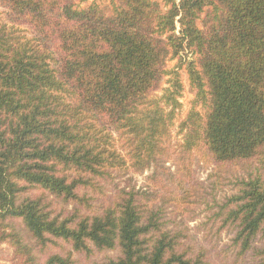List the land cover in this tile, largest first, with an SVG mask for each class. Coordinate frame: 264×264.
I'll return each instance as SVG.
<instances>
[{
  "label": "trees",
  "instance_id": "obj_1",
  "mask_svg": "<svg viewBox=\"0 0 264 264\" xmlns=\"http://www.w3.org/2000/svg\"><path fill=\"white\" fill-rule=\"evenodd\" d=\"M0 9L9 264H264V0Z\"/></svg>",
  "mask_w": 264,
  "mask_h": 264
},
{
  "label": "rangeland",
  "instance_id": "obj_2",
  "mask_svg": "<svg viewBox=\"0 0 264 264\" xmlns=\"http://www.w3.org/2000/svg\"><path fill=\"white\" fill-rule=\"evenodd\" d=\"M0 14H2V10L1 9H0ZM1 17H3V16L1 15ZM172 65H173V63H169L168 64L169 67H171ZM182 81L184 83L185 90H184L183 98L181 100V102L183 104V107H184L181 119L184 117L185 113L187 112V110L189 108L190 101L192 99L191 94L187 90V77H186V75L184 73H182ZM176 132H177V129H175L174 133H173V136L175 138L177 137L176 136ZM209 173H210L209 170L199 169L198 175H199L200 180H207V177L209 176ZM137 182H138V186L142 185L143 177H137ZM224 191L226 193H229V187L228 188H224ZM190 217L192 218V216H190ZM202 218H203V215L200 214V211L198 210L196 212L195 221L188 224V228L192 231V233L196 232V230H194V227L197 226V224L202 220ZM226 245H227V239L224 237L223 239H221L219 241V243H217V245L215 246L214 252H221V250L225 249ZM226 254H230V253H226ZM10 257H11V250L7 246H3L2 249H1V253H0V264H9ZM250 261H251V258L247 257L245 262H244V264H250Z\"/></svg>",
  "mask_w": 264,
  "mask_h": 264
}]
</instances>
